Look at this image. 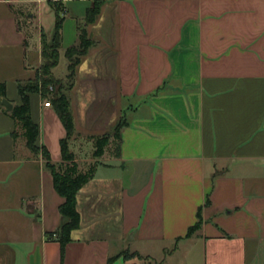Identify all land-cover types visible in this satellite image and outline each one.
<instances>
[{
  "label": "crops",
  "instance_id": "1",
  "mask_svg": "<svg viewBox=\"0 0 264 264\" xmlns=\"http://www.w3.org/2000/svg\"><path fill=\"white\" fill-rule=\"evenodd\" d=\"M56 1L67 70L94 0ZM55 23L49 0H0V82L14 106ZM87 29L82 96L70 100V148L81 170L95 166L78 193L81 225L63 255L48 233L65 199L41 150L63 160L54 104L30 93L34 151L0 102V264H264V0H107ZM113 104L126 120L119 148L82 158Z\"/></svg>",
  "mask_w": 264,
  "mask_h": 264
},
{
  "label": "trees",
  "instance_id": "2",
  "mask_svg": "<svg viewBox=\"0 0 264 264\" xmlns=\"http://www.w3.org/2000/svg\"><path fill=\"white\" fill-rule=\"evenodd\" d=\"M106 1L107 0H94L92 5L88 7L84 25L79 24V43L68 47L66 50V56L69 60L68 69L72 76L75 75L82 57L93 45V40L89 36L87 26L97 21ZM49 2L56 11V23L51 38L46 34H43V60L40 66V71H37L34 78H31L28 81L20 80L18 82L22 103L15 105L13 109L9 111L16 122V129L13 134L16 137H24L27 146L34 151L40 149L37 145L39 125L34 121L31 115L30 93L40 92L45 98H48V96L56 89L59 81L54 76L53 69L59 64L60 60L62 28L66 13V8L62 2L56 0H49ZM51 86L53 90L50 89ZM61 90L62 85H59V88L57 87L56 93L51 97L50 101L54 104L55 109L67 130V136L61 139L63 160L60 163H54L47 147L43 146L41 150L43 157L46 160V166L53 174L55 188L65 199L60 205L63 222L58 230L48 233L49 237L54 235L61 243L62 253L64 255L66 245L72 241L73 230L79 228L81 225V214L78 209V193L83 186L94 177L95 166H91L87 170H81L76 161V156L70 148V138L75 131V122L71 110L70 98ZM3 98H7V83L2 81L0 82V102ZM125 124L126 120L122 118L115 127L113 138L117 139L118 148L121 141V129ZM110 141V135L99 137L97 139L95 151L97 157L104 153L105 148ZM201 223L202 219L199 217V221L194 226L190 227L188 234H192L195 229L201 226ZM118 256L119 255L111 256L107 264H113Z\"/></svg>",
  "mask_w": 264,
  "mask_h": 264
},
{
  "label": "rangeland",
  "instance_id": "3",
  "mask_svg": "<svg viewBox=\"0 0 264 264\" xmlns=\"http://www.w3.org/2000/svg\"><path fill=\"white\" fill-rule=\"evenodd\" d=\"M64 57H65L64 54H62L61 62L59 63V65L55 69V71L53 72L54 76L58 79L59 82H58L54 92H52L51 95H49L48 98H46V100H51V97L55 95L57 87L59 88V85H62V90L61 91L66 93L70 97V100L72 99L74 101H77L82 96L81 95V93H82L81 92L82 91L81 85L82 84H80L78 86V88L75 89L76 78H75V76H72L70 74L71 72H70L69 69L66 70L65 58ZM40 66L37 67L36 71H33V76L30 77L29 79L35 77L37 71H40ZM29 79H25L23 81H28ZM95 80H97V79H95ZM50 89L53 90L52 86L50 87ZM110 113L112 114V116H111L112 117V121H110V119H108L109 117L106 118L107 114L105 113V111H102V121L104 122L106 120V126H104V129L102 127V130L93 132V138H92L91 142H89V141L85 142L84 149H83L82 153L80 154L82 158H87V157L91 156L93 147L96 145L97 139L99 137H104V136L106 137V136L110 135L111 136V141H113V143H114L112 148H113L114 151H116L118 141H117V139L113 138V134L115 133V127H116L117 123L119 122V120L124 118V116H123L122 111L120 110V107L117 106V105L115 106L114 104L112 105V107H110ZM100 114H101L100 111H96V116L97 117H100ZM81 123H82V125H81L82 129L81 130H82V132L83 131L85 132L86 124L83 123V122H81ZM75 135H76V133L74 131L72 137L70 138V142H71V140L73 139V137ZM24 139L25 138L21 139V141H24Z\"/></svg>",
  "mask_w": 264,
  "mask_h": 264
},
{
  "label": "water",
  "instance_id": "4",
  "mask_svg": "<svg viewBox=\"0 0 264 264\" xmlns=\"http://www.w3.org/2000/svg\"><path fill=\"white\" fill-rule=\"evenodd\" d=\"M1 103L8 109V110H12L14 105L13 103L8 99V98H3L1 100Z\"/></svg>",
  "mask_w": 264,
  "mask_h": 264
},
{
  "label": "built area",
  "instance_id": "5",
  "mask_svg": "<svg viewBox=\"0 0 264 264\" xmlns=\"http://www.w3.org/2000/svg\"><path fill=\"white\" fill-rule=\"evenodd\" d=\"M44 104H45V106H51L52 105L50 100H46Z\"/></svg>",
  "mask_w": 264,
  "mask_h": 264
}]
</instances>
